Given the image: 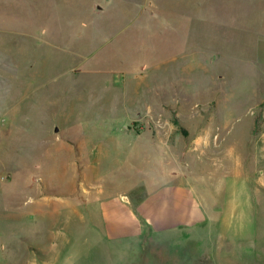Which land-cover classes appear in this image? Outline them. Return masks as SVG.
<instances>
[{"label":"rangeland","instance_id":"obj_1","mask_svg":"<svg viewBox=\"0 0 264 264\" xmlns=\"http://www.w3.org/2000/svg\"><path fill=\"white\" fill-rule=\"evenodd\" d=\"M155 1L47 0L0 21V264H62L98 186L133 202L179 177L264 188V31L228 18L254 3ZM193 248L164 250L184 264Z\"/></svg>","mask_w":264,"mask_h":264},{"label":"crops","instance_id":"obj_2","mask_svg":"<svg viewBox=\"0 0 264 264\" xmlns=\"http://www.w3.org/2000/svg\"><path fill=\"white\" fill-rule=\"evenodd\" d=\"M251 1L255 12L234 11L228 18L233 23L243 17L251 30L262 25L264 31V0ZM43 3L46 8L47 0H0V21H12L21 11L41 13ZM121 190L104 185L88 191L89 202L79 211L77 250L55 259L63 257L62 264H177L182 253L164 248L184 240L197 247L185 254L184 264H264V205L253 204L264 199V188L217 193L179 177L147 190L137 202ZM211 228L218 229L215 238Z\"/></svg>","mask_w":264,"mask_h":264}]
</instances>
